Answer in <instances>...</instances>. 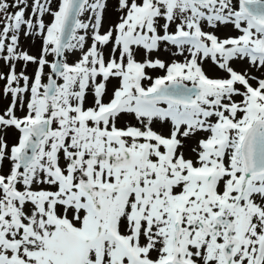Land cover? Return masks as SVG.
Here are the masks:
<instances>
[{"label": "snow or ice", "instance_id": "6c2138e0", "mask_svg": "<svg viewBox=\"0 0 264 264\" xmlns=\"http://www.w3.org/2000/svg\"><path fill=\"white\" fill-rule=\"evenodd\" d=\"M0 264H264V0H0Z\"/></svg>", "mask_w": 264, "mask_h": 264}]
</instances>
